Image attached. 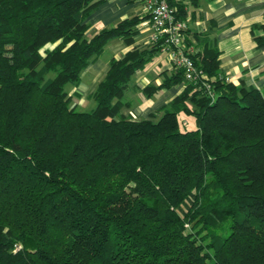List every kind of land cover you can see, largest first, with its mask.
I'll return each instance as SVG.
<instances>
[{"label":"trees","instance_id":"1","mask_svg":"<svg viewBox=\"0 0 264 264\" xmlns=\"http://www.w3.org/2000/svg\"><path fill=\"white\" fill-rule=\"evenodd\" d=\"M104 1L0 0V264H264V87L225 80L186 36L210 88L175 65L144 89L186 82L159 117L122 116L158 41L112 58L79 109L68 86L144 19L88 37Z\"/></svg>","mask_w":264,"mask_h":264},{"label":"crops","instance_id":"2","mask_svg":"<svg viewBox=\"0 0 264 264\" xmlns=\"http://www.w3.org/2000/svg\"><path fill=\"white\" fill-rule=\"evenodd\" d=\"M184 5L187 21V38L192 52L210 48L220 52V73L229 82L248 87H264V0H173ZM145 0H105L88 17V37L105 27H111L127 17L139 15L134 42L128 44L123 38L111 39L104 52L81 74L78 85H69V94L81 110H90L96 103L91 95L105 77L112 58L120 59L129 50L151 45V28ZM175 63L170 52L160 50L144 68L138 70L125 92L126 105L120 114L133 120L159 117L162 107L171 102L186 87L181 82L159 90L149 97L144 89L153 84L159 86L164 73L170 74ZM194 126L193 118H184Z\"/></svg>","mask_w":264,"mask_h":264},{"label":"built area","instance_id":"3","mask_svg":"<svg viewBox=\"0 0 264 264\" xmlns=\"http://www.w3.org/2000/svg\"><path fill=\"white\" fill-rule=\"evenodd\" d=\"M145 4L152 32L151 42L161 41L163 43L162 49L170 52L175 65L184 70L186 80L204 84L210 88L207 74L188 54L187 21L176 17V8L171 6L168 0H145ZM224 78L229 81V77L224 76ZM20 248L21 245L17 244L15 251Z\"/></svg>","mask_w":264,"mask_h":264},{"label":"rangeland","instance_id":"4","mask_svg":"<svg viewBox=\"0 0 264 264\" xmlns=\"http://www.w3.org/2000/svg\"><path fill=\"white\" fill-rule=\"evenodd\" d=\"M54 47V45H52V44H49V45H47V47L46 48H53ZM77 104V103H76ZM188 228H189V226H188Z\"/></svg>","mask_w":264,"mask_h":264}]
</instances>
